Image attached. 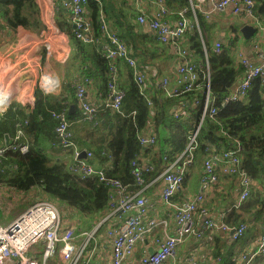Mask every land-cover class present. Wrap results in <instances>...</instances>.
<instances>
[{"label": "built area", "instance_id": "1", "mask_svg": "<svg viewBox=\"0 0 264 264\" xmlns=\"http://www.w3.org/2000/svg\"><path fill=\"white\" fill-rule=\"evenodd\" d=\"M89 1L62 0L61 7L69 15L73 26V38L85 45L97 46L101 57L108 64L106 83L108 97L103 105L96 106L88 102L86 84L89 79L76 85V100L78 108L83 113L82 121L94 125H97V117L101 111L113 110L122 114L126 91L120 85L118 66L120 62L125 63L131 70V77L139 94L150 108L154 106L152 97L158 92L165 93L169 98L179 99L200 90L202 87L201 72L204 67L196 60L194 52L182 45L184 39L195 32H198L203 39V31L198 17L210 22L217 15L227 14L243 18L254 26L256 32L264 33V23L260 22L256 16L259 0H188V7L178 12L170 10L166 0H131L137 10V24L149 31L157 43L170 46L177 57L175 86L172 87L170 79L164 77L154 89H150L146 77L148 69L145 71L139 67L136 58L124 40L109 27L102 10L98 22L99 32L94 31L93 23L86 14ZM95 1L99 2V0ZM142 1H147L153 6L154 11L151 14L141 8ZM206 7L209 9H205ZM34 16L36 14H29L30 18ZM203 47L209 83L210 66L204 41ZM46 48L50 47L46 46ZM253 49L255 59L246 56L242 51L236 53V60L243 69V79L230 93L219 100V104H216L215 98L211 96L209 84H207L202 91L203 103L199 129L192 132L186 149L176 155L175 159L170 160L168 155L163 157L166 165L161 175L163 180L161 198L167 207L174 209L175 235L159 236L157 229L162 227L166 231L167 221L157 217L149 218L150 203L144 195V188L147 176L156 171L154 164L144 162L140 154L133 159L130 165L131 175L134 178L133 185L125 184L118 178L108 176L106 170L107 164L110 162H106L101 169H95L91 163L94 158L93 152L86 150L83 152L82 148L74 141V133L71 130L72 123L68 120V111L63 109L51 113L52 118L56 121L54 146L72 152V164L69 167L71 175L80 181L97 178L98 182L107 190L108 202L105 216L100 220L98 228L106 226L105 234L111 243L110 264H126L128 259L134 255L138 245L149 240L151 236L155 250H152L151 254L144 255L139 260V264H165L168 260L176 258L178 247L187 238L194 236L198 240H203L207 233L213 230H219L229 235L235 243L245 236L248 230L246 224L241 223L237 226L228 224L226 212L221 214L220 221H216L205 204L207 192L215 185H219L222 177L238 179L240 191L238 206L253 195L254 180L243 169L241 157L243 148L238 141H234L230 150L223 152L207 147L202 157L199 191L182 205H172L171 200L182 189L185 179L192 172L195 151L198 146L197 136L206 116L212 118L229 104L244 101L252 83L258 78H264V48L257 42ZM221 51L222 44L217 42L213 52L220 54ZM157 74L154 69L153 75ZM43 80L42 73L40 89L44 95L57 93L58 81L56 87L46 90ZM10 103V95H7V102L0 106V116L5 113ZM199 104L201 103L198 100L193 103V105ZM173 115L178 118L182 113L175 112ZM27 125V120L18 123L15 134L9 143L7 144V139L0 143V165L4 170L10 168L15 171L18 169L16 164H5L10 156L19 154L25 157L29 154L30 144L26 140L24 129ZM137 140L143 149L141 152L144 153V150L151 149L157 144V135L154 130L146 134L142 132L137 135ZM83 153H85V158H82ZM108 158L110 161L112 160L111 156ZM98 230L90 233L84 232L78 236L75 225L65 226L63 224L53 202L35 203L7 224H0V264H41L32 255H41L44 264H48L54 258L59 259L63 264H89L92 255L89 250L90 244ZM256 244L255 252L250 249L244 250L237 262L251 264L256 256L264 257V230ZM189 264L198 263L191 261ZM214 264L225 263L221 257H217Z\"/></svg>", "mask_w": 264, "mask_h": 264}, {"label": "trees", "instance_id": "2", "mask_svg": "<svg viewBox=\"0 0 264 264\" xmlns=\"http://www.w3.org/2000/svg\"><path fill=\"white\" fill-rule=\"evenodd\" d=\"M166 1L170 10L175 12L187 8L189 5L188 0ZM131 4L129 0H99V2L90 0L86 8V14L93 23L94 31L98 33L99 15L102 10L109 27L124 40L132 55L136 58L139 67L141 69L148 66L157 67L166 60L164 58L165 53L162 46L155 43L153 37L145 33L141 29L142 27L137 24V12L134 11ZM37 11L38 6L35 0H0V17L9 29H31L32 27H35L36 31L42 28L46 29L52 23L47 18L42 20L37 18ZM30 13L36 14V16L30 18ZM262 13H264V8ZM58 15L68 22L67 17L69 15L67 12L59 8ZM198 19L202 31L206 28L209 29L202 17H198ZM0 28L7 29L5 27ZM239 36H241L240 33ZM203 41L208 51L209 83L205 69L206 56ZM79 44L80 62L81 65H86L88 64L87 57H89V53L87 50L89 49L87 45L80 42ZM187 45L194 52L196 60L203 65L204 69L201 72V91L197 92L196 90L187 96L191 101V106H189L186 114H182L178 118L175 115L168 116L164 105L174 98L160 101L158 94L152 97L154 106L150 108L145 99L140 96L129 72L127 75L128 81L126 86L123 87L126 91V97L122 106V114L113 110L101 111L98 114L100 119L97 120V125L84 121L83 124L79 123L83 119V113L78 109L73 114L68 115V120L72 123L71 130L74 133V141L81 148L87 145L86 142L90 140L89 135L94 137V133L99 131L102 120L105 121L102 129L109 126L107 114L112 115L110 120L113 119L117 123V130L114 137L111 138L108 151L97 149L93 152L94 155L103 158L104 163L110 162L115 168L114 172L116 171V173L113 172L108 176L118 178L125 184H134L130 165L132 160L143 151L137 140V135L142 133L148 125L154 126L158 148H155L156 144L151 149L144 150V152L154 150L159 157L157 162L161 165L162 163L166 165L163 161L165 155H168L170 160L175 159L176 155L181 154L186 149L190 135L200 122L203 103L202 91L207 84H209L211 96L215 98L216 104H219V100L232 91L238 76L243 71L234 59L232 46L224 47L220 54H216L210 49L205 36L202 39L198 32L187 36ZM95 47L91 50L94 53L92 62L108 74V64L101 57L98 47ZM97 50L99 54H97ZM52 97L51 95H44L38 87L35 106L31 115L22 114L20 109H17V112L10 109L4 116H0V143L6 140V135L10 139L13 138L16 125L25 120L28 121V126L31 127L39 125L47 127L51 138L55 141L56 136L52 135V132L55 129L56 121L52 118L51 113L63 109L68 111V109ZM195 100H198L201 104L193 105ZM74 104L77 108L75 98ZM79 128L86 129L84 135L79 136L77 134ZM83 129L82 132H84ZM234 141H238L243 148L241 154L243 169L253 178L254 189L257 185V192H254L243 205L244 208L241 209L246 212H249L252 208L255 209V212L252 213L255 222L264 223V78H258L252 83L244 101L229 104L212 118L206 116L197 136L198 146L195 151L194 165L201 167L202 157L207 147L223 152L230 150ZM108 156L112 157L111 161ZM11 163L16 164L18 169L15 171L10 168L4 170L0 165L1 185L20 191H28L39 187L52 200L76 210L81 215L82 220L97 221L98 218L104 215L108 193L97 178L80 181L77 177L71 175L66 165L53 162L40 150L32 146H30V152L27 156L22 157L16 154L5 161L6 165ZM153 163L156 164L154 161ZM230 216L234 217L233 222H227L230 224H238L239 220H243L240 219L237 212L232 213ZM241 223L246 224L243 221Z\"/></svg>", "mask_w": 264, "mask_h": 264}, {"label": "crops", "instance_id": "3", "mask_svg": "<svg viewBox=\"0 0 264 264\" xmlns=\"http://www.w3.org/2000/svg\"><path fill=\"white\" fill-rule=\"evenodd\" d=\"M50 1L52 3L53 11H51L49 7ZM129 1L130 3H132L131 5H133L132 7L134 11L137 12L133 2L131 0ZM260 1L261 0H259L257 5L256 16L260 22L264 23V13H262L261 10V7L264 5V0H262L261 2ZM35 2L38 6L39 13H41L42 15H46V17L49 18V20L51 19L53 24L56 26L55 30H53V25H49L46 29L42 28L41 30L37 31V35L42 34L45 37H48V35L52 33V56L50 55V60L46 61V63H42L40 56H35L34 58L31 57V59L27 62L22 61V57L24 56V54L27 55L28 52L31 53L30 48L32 47L30 46L34 45L33 41L30 43V41L34 39V36L31 33L33 29L31 28L32 31H30L31 29L24 28L9 29L6 23L0 17V27L7 28H0V74L4 73V77H2L3 80L7 79L8 84H11L12 78L16 76L17 73L20 74L21 72V75H27L28 73L32 72L33 69L39 70L41 65H46V67H48V70H43V83H45L50 76L57 78V81L59 82V89L57 93L52 94L51 96H53L52 98L57 100L60 104L66 106L68 111L71 106L75 105L74 98L76 99V85L84 83L86 79H89V82L86 84V96L88 102L96 106L103 105L108 97L106 87L108 74L99 66H95V64L92 62V60L94 59V53L91 50L92 48L96 47L94 45H87V48L89 49L87 50L89 53V57H87L88 64L81 65L80 44L72 36L73 26L69 20V17H67V22L66 19L64 20L58 15L59 8L62 9V0H35ZM140 5L141 8L144 9L147 13L151 14L154 11L153 6L147 1H142ZM45 8L49 9L47 11H50V13L47 14L45 12ZM205 9H209V7H206ZM206 25L209 26V29H204L203 37L205 36L206 42L208 43L212 51L214 45L217 42H220L222 44V49L230 45L232 46V54L235 60L236 53L238 51H242L246 56L255 59V51L253 49L254 44L258 42L264 48V33L260 34L256 32L250 40H246L244 39V37H242L241 29L244 26L248 25L254 27L243 18L234 17L227 14L217 15L213 18L212 21H206ZM236 26L237 28H235ZM141 29H143L145 33H148L153 37V35L145 28L142 27ZM239 33L241 34V36H239ZM153 40L155 41L154 37ZM155 43L157 42L155 41ZM23 45L25 46L24 48L26 49V51L20 49ZM182 45L188 47L187 37L184 39ZM46 46L50 47V44H46ZM161 46L165 53L164 58H166V60L161 65L157 66L158 68L155 66H148L147 68H145V71L146 69H148V71H146V77L148 79V85L150 89H154L161 78L164 77H168L170 79L172 87L176 84L175 69L177 57L170 46ZM97 54H99L98 50ZM33 60L36 61L34 62ZM237 65L239 66L238 62ZM118 66L120 69V85L124 87L126 86V82L128 81L127 75L129 74V72L131 73V70L123 62L118 63ZM154 69L158 73L155 76L153 75ZM242 79L243 71L238 76L233 88H235ZM200 91L201 89L197 90V92ZM157 94L160 98V101L171 99L167 97V95L163 92H158ZM155 96L156 95H154V97ZM21 98H23V96L19 91L18 99L11 101L10 106L7 108L5 113L1 115V117L4 116L10 109L13 112H15L17 109H20L22 114L28 116L31 115L35 106L36 92H34V96H32V98L30 99L21 100ZM189 106H191V101L188 97H184L180 99H171L169 103H166L164 105V108L166 114L170 116L175 112L182 114L186 113ZM78 107L79 106H77L76 110H80ZM76 110H74L73 112H75ZM111 117V114H107L109 126H107L105 129H102V125L105 124V121L102 120L101 127L99 126V131H96L94 133V137H91L89 135L90 140H88L86 142L87 145L82 148L83 152L85 150L94 152V150L97 149H99L100 151H108L111 138L114 137L115 131L117 130V123L113 119L110 120ZM98 119H100V116L97 117V120ZM23 122L24 121H22L21 123ZM79 123L83 124L84 122L81 120ZM151 128L154 130V126L148 125L143 133L146 134L153 131ZM24 129L26 133V140L29 142L30 146L40 150L53 162L64 164L69 169L70 165L72 164V152L54 146L55 141L51 138L47 127H42L41 125L31 127L27 125L24 127ZM82 129L83 128H79V132L77 133L79 136L85 134L86 129H83L84 132H82ZM52 135L55 136L54 130L52 132ZM7 138L10 139L8 135H6V139ZM140 156L144 162L154 164V161L157 164H154L156 167V171L152 175L147 176L146 186L144 188V195L148 198L150 203L149 218L157 217L167 221L168 228L166 229V231H164L162 227H159L157 229L159 236H164L165 234L175 235L176 226L173 216L174 209L172 207H167L161 198L163 188V180L161 178V175L164 171L165 165L163 163L161 165L157 162L159 160V157L156 155L154 150H151L147 153L141 152ZM103 160V158L96 156L95 154L94 159H92L91 162L95 169H101L103 166H105V161ZM114 170L115 168L113 167V165L111 163H108L106 170L107 175L112 174ZM201 171V167L198 168L196 172H194L193 170L191 174L185 179L182 189L172 198V205L178 206L184 204V202L192 199L193 196L199 191V179ZM115 173L116 171L114 172V174ZM239 192V181L236 177H222L221 183L219 185H215L207 192V199L205 201L206 206L210 209L211 214L216 221H220L222 218L221 214L223 212H226V222H233L234 217L230 215L234 212H237L240 216V219H243L239 220L240 222L238 224H240L242 221L248 223L246 224L248 230L245 236L240 240L241 242L239 244H236L237 242H233L230 239L229 235H226L219 230H213L208 232L203 240H198L194 236L187 238L186 241L178 247L176 258L168 260L165 264H189L191 261H194L198 264H214L217 257H221L225 264H241L237 261L239 260V257L244 250L250 249L252 250V252H255L257 239L260 237L264 230V223L255 222L252 216V213L255 212V209L252 208L249 212H246L245 210L241 209L244 208L243 205L245 203L238 206ZM0 197H45L46 199L41 202L51 201L57 203L56 201L49 198L46 194H44L39 187L32 188L28 191H20L0 184ZM67 208L70 211V217L66 218L64 221L59 209L57 208L65 226H76L78 223H75L80 222L79 227H81V222H83L85 223L84 225H87L92 230V228L94 227V221H79V217L81 218V215L76 210L69 207ZM104 216L105 215L98 218V220H101ZM95 224H97V222ZM238 224L236 223L230 225L237 226ZM105 229L106 226L104 227L103 237L101 235V232L99 235L96 233L93 236V239L91 241L92 243L89 248L90 253H92L91 261L89 264L111 263V243L106 237ZM91 230H84L81 233H90ZM151 238L152 236L149 238V240L138 245L134 255L128 259L126 264H139V260L144 255L151 254L152 250H155ZM81 240H83V238H81ZM51 260L62 263L57 258ZM258 263L264 264V257L256 256L251 264Z\"/></svg>", "mask_w": 264, "mask_h": 264}, {"label": "rangeland", "instance_id": "4", "mask_svg": "<svg viewBox=\"0 0 264 264\" xmlns=\"http://www.w3.org/2000/svg\"><path fill=\"white\" fill-rule=\"evenodd\" d=\"M49 7H50V10L53 11L51 1H50ZM263 7H264V5L261 7V10L263 9ZM45 9H46L45 12L47 14L50 13V11H47L49 9H47V8H45ZM37 18L45 19L47 17H46V15H44V14L42 15L41 13H39V11H37ZM47 19L49 20V18H47ZM49 21L52 23L50 25H53V27H54L53 30H55L56 26L53 24L51 19ZM32 26H33V24H32ZM32 29H33V31H32ZM32 29L30 31H32L31 33L34 36V39L31 40L30 43L33 41L34 45L30 46V47H32V48H30L31 53L27 51L28 54L27 55L24 54V56L22 57V61L27 62L31 59V57L34 58L35 56H40L42 63H46V61L50 60V55L52 56V52H53V41H52V35H51L52 33L50 35H48V37H45L42 34L37 35L35 27H32ZM46 44H50L49 49L46 48ZM24 45L20 49L26 51V49L24 48L25 47ZM48 53H49V57H48ZM33 61L35 62L36 60H33ZM51 62H52V60H51ZM43 70H48V67H46V65H41L39 70L33 69V71L28 73L27 75H21V72H20V74L17 73L16 76H14L12 78L11 84H8L7 79L3 80L2 77H4V73H1L0 74V83L2 84L4 90L6 91V94L10 95V101H14V100L18 99L19 91L22 93V96H23V98H21V100H23V99L26 100V99L32 98V96H34V92H36V89L38 87L40 88V81H41V76H42ZM155 148H158V144L156 145ZM198 168L199 167L195 166V165L192 167L194 172H196L198 170ZM254 188H255V186H254ZM255 191L257 192V185H256V189L254 190V192ZM45 199H46L45 197H0V224L1 225L7 224L9 221L13 220L18 214H20L21 211H24L23 209H26L27 207H29L28 205L31 206L35 203L44 201ZM53 203L59 209L63 221L66 218L70 217V214H69L70 211L66 206H64L62 204H57L55 202H53ZM81 220H82V218L79 217V221H81ZM85 221H87V220H84V222ZM96 222H97V224H95ZM100 222H101L100 219L99 220L97 219V221H94V223H93L94 227L92 228V230L87 225H84L85 223L81 222V224H82L81 227H84V228H81V227H79L80 222H76L75 224L78 223L75 226L77 228V235L79 236L81 234V232H83L84 230L90 229L91 232H94L96 229H99L97 231V234L99 235L101 232V235L103 237L104 227H102L101 229L98 228V225ZM246 224H248V223H246ZM240 242L241 241L237 242L236 244H239ZM32 256L37 258L41 264H44L41 255H39V256L32 255ZM48 264H62V263L55 261V260H50Z\"/></svg>", "mask_w": 264, "mask_h": 264}, {"label": "water", "instance_id": "5", "mask_svg": "<svg viewBox=\"0 0 264 264\" xmlns=\"http://www.w3.org/2000/svg\"><path fill=\"white\" fill-rule=\"evenodd\" d=\"M241 33H242V36L244 37V39L250 40L255 35L256 29L254 27H252V26L246 25V26H244L241 29ZM74 110H76V105H73V106L70 107V109L68 111V115L73 114L74 113L73 112ZM199 126H200V122L196 125V128L195 129L198 130L199 129ZM7 140H8L7 141V144H8L10 139L7 138ZM82 157L83 158L85 157L84 153L82 154Z\"/></svg>", "mask_w": 264, "mask_h": 264}, {"label": "bare ground", "instance_id": "6", "mask_svg": "<svg viewBox=\"0 0 264 264\" xmlns=\"http://www.w3.org/2000/svg\"><path fill=\"white\" fill-rule=\"evenodd\" d=\"M50 79V80H49ZM49 79L44 83V88L50 90L51 87L57 86V78L50 76ZM6 91L4 90L2 84L0 83V106L6 102Z\"/></svg>", "mask_w": 264, "mask_h": 264}]
</instances>
